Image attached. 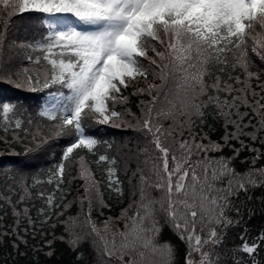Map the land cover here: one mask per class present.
<instances>
[{
	"label": "trees",
	"instance_id": "1",
	"mask_svg": "<svg viewBox=\"0 0 264 264\" xmlns=\"http://www.w3.org/2000/svg\"><path fill=\"white\" fill-rule=\"evenodd\" d=\"M3 19L8 17L5 15ZM3 19H0V33H5V40L0 47V81L4 82H0V104L11 102L17 108L7 120L0 113V264H126L130 258H135L136 264H166V258L159 252L142 246L125 255L123 262L120 260L121 251H125L122 247L125 240L120 234L125 232L126 223L131 225L130 218L138 212L144 217L146 229L151 228L152 221L160 228L158 234L147 232L155 244L167 242L173 246L172 264H186L189 244L186 239H180V234L169 222V211L176 212L181 225L187 224V231L182 233L185 237L191 233L201 238L200 251L191 252L195 264H200L202 252L209 253L212 264H236L237 261L252 264L253 259L264 264V242L257 239L264 233V175L258 173L264 169V127L260 123L261 117L250 106L254 104L252 91L258 94L255 99L264 95V89L260 87L264 85V61L251 51V40L248 44L250 70L260 75L258 80L250 81L251 90L246 93L235 90L244 87L236 83L235 77L244 80L246 76L239 67H232L235 56L229 53L226 66L210 65L205 77L207 92L195 101L201 105L199 113L193 108L181 109L185 97L183 88L178 85H182L185 73L179 70L169 78L153 108V126L160 127L161 143L169 148V168L180 163L189 170L184 191L180 194L173 191L171 195L174 208L170 209L166 179L162 178L165 177L162 155L151 143L152 134L142 128L151 97L146 92L136 94L137 89L146 88L147 83L159 84V79L153 81L149 75L147 82L139 79L127 89L122 88L121 95L127 100L117 102L112 108L120 113L112 123H88L87 131L101 141L92 152L74 149L68 160H63L62 149L69 141L61 138L50 139L42 150L29 151L40 140L55 134L56 122L39 115L44 92L48 89L32 91L26 81L28 76L33 80L38 77L42 85L50 65L43 59V53L18 46L31 43L33 37L39 38L43 28L35 13L14 14L7 28ZM256 32L259 34V28ZM221 67L223 71H220ZM195 71V68L188 69L189 73ZM217 76L221 80V89L224 82L233 85L231 94L212 87ZM35 87L39 88V85ZM209 96L230 102L232 96L246 97L249 105L237 100V107H218L216 100L210 101ZM170 111L172 115H166ZM237 112L247 115L238 117ZM17 120L21 121L19 128L16 127ZM231 121L239 123L244 134L238 140L230 139L225 145L226 133L237 131ZM249 133H254L256 138ZM241 141L245 147H241ZM210 142L222 145L221 149L197 147L208 146ZM184 143L190 152L181 148ZM234 148L240 149L238 155ZM100 155H107L109 160L114 158L115 164L99 161ZM221 158H232L229 167L238 175L223 173ZM60 163L65 165L62 177L57 174ZM82 164L90 171L95 187H92V180L86 184L81 177ZM109 167L115 169L112 181L120 182L118 185L113 183L111 188ZM192 170L199 178L198 182L192 181ZM250 172L256 183L239 189L237 182L241 177L247 179L246 174ZM176 179L174 176L173 183ZM158 183L165 186L158 188ZM86 186L90 189L88 193H85ZM115 187H119L122 194L114 191ZM141 190L144 200H141ZM49 196L52 197L51 204L48 203ZM213 199L215 203H212ZM181 201L194 205L195 219ZM143 205L150 206V215L146 214ZM24 209L28 210L26 215ZM125 210L127 214L122 216ZM65 222L71 233L80 237L75 249L69 246ZM93 224L97 232L92 231ZM212 231L217 234V243L209 239ZM241 237L249 244L253 241L258 244L257 251L251 256L237 250L242 243ZM192 244L195 246L194 238ZM139 252H144V256L140 257Z\"/></svg>",
	"mask_w": 264,
	"mask_h": 264
},
{
	"label": "snow or ice",
	"instance_id": "2",
	"mask_svg": "<svg viewBox=\"0 0 264 264\" xmlns=\"http://www.w3.org/2000/svg\"><path fill=\"white\" fill-rule=\"evenodd\" d=\"M26 12L37 14V21L43 31L39 38L33 37L31 43H21L18 46L43 53V59L50 65V72L45 76L42 85L38 77L33 80L31 76L26 78L27 85L32 91L59 86L56 91L48 92L50 99L39 111L41 117L56 122L54 137L40 140L35 144L34 149L29 151L42 150L50 139L61 138L69 141L68 146L62 149L63 160H68L74 149L92 152L101 141L87 131L88 123L98 125L112 123L113 118L120 115L112 108L117 102L127 100V97L121 95V89H127L139 79L147 82L149 75H152L153 81L159 79L160 83H147L146 88H138L136 94L146 92L151 97L146 105L142 128L152 134L151 143L162 155V171L165 174L162 178L166 179L169 208L173 209L171 195L173 191L177 194L184 191V181L189 176V170L180 163H177L175 168H169V148L161 143L160 127L153 126V108L167 86L169 78L179 70L185 73L182 85H178L183 88L185 97L181 102V109L187 111L193 108L199 113L201 105L195 101L207 92L205 77L209 74V67L213 63L226 66L229 53L235 56L232 67H239L246 76L244 80L235 77L236 83L244 86L235 90L241 93L251 90L250 81L253 78L258 80L260 75L250 70L248 44L251 40V51L264 61V0H0V19L5 15L8 17L3 19L5 28L9 26L10 18L14 14ZM257 28L260 30L259 34L256 32ZM4 40L5 33H0V47ZM28 59L31 60L32 57L29 56ZM39 60L38 56L36 62L38 63ZM193 68L196 71L189 73L188 69ZM223 70L221 67L220 71ZM35 85H39V88ZM212 87L229 94L234 91L233 85L226 82L221 89L219 76L216 77ZM260 87L264 89V85ZM164 95L167 99V93ZM257 95L252 91L254 104L250 106L261 117L260 123L264 127V102H261L264 101V95L255 99ZM213 99L216 100L218 107H237V100L249 105L248 99L241 96H232L231 102L228 99L220 101L218 97L209 96L210 101ZM141 104L144 105L145 102L141 101ZM16 108L17 105L11 102L0 104L3 119L7 120L9 114L14 113ZM172 108L175 109L176 105L173 104ZM166 115H172V112ZM242 115L247 113L237 112L238 117ZM231 123L236 125L237 131L226 133L225 145L230 139L238 140L244 134L239 123L236 121ZM20 125L21 121L17 120L16 127L19 128ZM248 135L253 139L256 138L254 133ZM197 147L220 150L222 145L210 142L208 146L197 145ZM241 147H245L242 141ZM181 148L190 152L186 143L181 144ZM233 151L238 155L240 149L234 148ZM80 159L83 161V157ZM172 159L175 160V157L173 156ZM231 159L221 158L222 171L235 176L238 174L229 167ZM99 161L115 164V159L109 160L107 155H100ZM64 169V163H60L57 166V174L62 177ZM258 173L264 175V169L258 170ZM80 175L85 179L86 184L92 180V187L96 186L90 171L83 167V164ZM108 175L109 180L112 181L115 175L113 167L108 168ZM252 175L250 172L246 174L247 179L241 177L237 182L239 189H246V185L256 183ZM174 176L177 177L175 183H173ZM191 179L193 182L199 180L194 170L191 172ZM113 183L118 185L120 182L112 181L109 184L110 188ZM164 186V184H156L158 188ZM89 190L86 186L85 193ZM113 190L122 194L119 187ZM141 200H144L143 190H141ZM48 203H52L51 196L48 197ZM180 203L195 219L197 212L194 210V205L185 201ZM212 203H215V199ZM89 205L91 207L90 201ZM143 208L147 215L151 214L149 205H143ZM27 211L24 209L25 215ZM126 214L127 210L121 213L122 216ZM168 217L173 228L180 234V239H186L189 244L186 264H195L191 259V252L200 251L201 238L194 237L191 233L187 237L182 234L187 231V224L179 223L175 211H169ZM130 219L131 225L126 223L125 232L120 234L125 240L122 246L125 251H121L120 260L123 262L125 255L135 252L138 246H142L145 249L151 248L153 252H159L166 258V264H172L173 246L167 242L157 245L154 243V238L147 235V232L154 234L160 232L156 222L152 221L151 228L146 229L144 217L139 216V212ZM65 224L66 230L69 231V246L75 249L80 237L74 236L67 222ZM105 227L107 228V222ZM92 231L97 232L94 224ZM216 236L215 231L210 233L209 239L212 243L218 242ZM193 238L195 246L192 244ZM257 239L264 242V233ZM241 241L238 251L250 256L257 251L258 244L255 241L249 244L243 237ZM139 256L143 257L144 252H139ZM126 264H136L135 258H130ZM200 264H212L209 253H201ZM236 264L241 262L237 261ZM252 264L258 262L253 259Z\"/></svg>",
	"mask_w": 264,
	"mask_h": 264
},
{
	"label": "rangeland",
	"instance_id": "3",
	"mask_svg": "<svg viewBox=\"0 0 264 264\" xmlns=\"http://www.w3.org/2000/svg\"><path fill=\"white\" fill-rule=\"evenodd\" d=\"M57 89H48V90H46L45 92H44V97H43V99H42V102H41V104H40V108H39V111H40V109H41V106L46 102V101H49V96H48V92L49 91H56ZM63 91H66V90H63Z\"/></svg>",
	"mask_w": 264,
	"mask_h": 264
}]
</instances>
